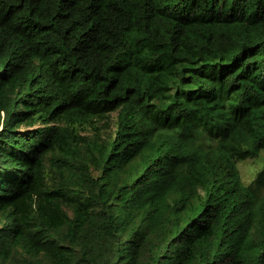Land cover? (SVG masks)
<instances>
[{
  "label": "trees",
  "instance_id": "16d2710c",
  "mask_svg": "<svg viewBox=\"0 0 264 264\" xmlns=\"http://www.w3.org/2000/svg\"><path fill=\"white\" fill-rule=\"evenodd\" d=\"M261 154L264 0H0V264H264Z\"/></svg>",
  "mask_w": 264,
  "mask_h": 264
},
{
  "label": "rangeland",
  "instance_id": "374dc122",
  "mask_svg": "<svg viewBox=\"0 0 264 264\" xmlns=\"http://www.w3.org/2000/svg\"><path fill=\"white\" fill-rule=\"evenodd\" d=\"M115 115H111V119L109 122L113 124V121L115 120ZM91 134V132H90ZM238 167L240 170V175L242 178V181L250 185L254 182V180L257 178V175L263 170L264 168V156L261 154L257 158H251L244 162L238 163ZM261 196L264 197V191L261 193Z\"/></svg>",
  "mask_w": 264,
  "mask_h": 264
}]
</instances>
